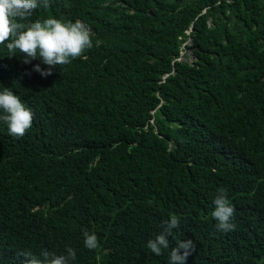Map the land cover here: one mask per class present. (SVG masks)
<instances>
[{"label": "trees", "instance_id": "1", "mask_svg": "<svg viewBox=\"0 0 264 264\" xmlns=\"http://www.w3.org/2000/svg\"><path fill=\"white\" fill-rule=\"evenodd\" d=\"M50 16L94 46L45 78L0 45V87L34 114L19 139L0 122V264L66 247L74 264H168L180 240L195 243L186 264H264V0H50L29 22Z\"/></svg>", "mask_w": 264, "mask_h": 264}, {"label": "clouds", "instance_id": "2", "mask_svg": "<svg viewBox=\"0 0 264 264\" xmlns=\"http://www.w3.org/2000/svg\"><path fill=\"white\" fill-rule=\"evenodd\" d=\"M39 6L49 8L50 0H0V45L7 41L5 46L9 59L16 57L17 52L23 54V64L39 59L47 68L42 69L40 64H36L32 71L46 78L58 66L71 64L73 59L94 45L91 28L79 20L65 23L50 16L43 21L29 22L33 10ZM25 75L30 76L31 73ZM33 117L32 110L11 89L0 90V122L7 125L10 136L22 138L31 128ZM212 203L214 210L211 216L216 221V230L225 233L235 230L232 222L235 208L228 198L227 189L218 188ZM179 226V217L171 215L162 223L163 231L149 239L146 247L156 256L163 255L164 250L170 248L169 237L173 236V229ZM82 234L85 248L95 250L98 247L97 236L87 229H83ZM193 252L195 243L192 240H180L168 253V264H186ZM20 255L25 258L22 264H74L77 258L76 249L72 247H66L64 254L59 255L47 249H42L39 257L30 251Z\"/></svg>", "mask_w": 264, "mask_h": 264}]
</instances>
